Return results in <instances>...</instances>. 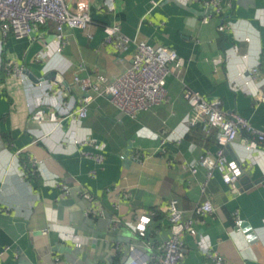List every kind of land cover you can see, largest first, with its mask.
<instances>
[{"label": "crops", "instance_id": "crops-1", "mask_svg": "<svg viewBox=\"0 0 264 264\" xmlns=\"http://www.w3.org/2000/svg\"><path fill=\"white\" fill-rule=\"evenodd\" d=\"M221 8L205 23L212 12L206 0H114L113 10L105 0H90L88 29L65 27L61 51L54 23L37 25L23 39L0 32V264H120L131 245L158 263L171 235L166 206L172 199L194 218L197 231L185 234L181 264H210L209 251L225 264H264V143L260 152H249L240 135L225 148L244 165L236 188L218 172L208 179L205 168H188L220 148L218 128L206 130L199 120L184 125L196 116L185 97L189 90L220 99L225 111L264 131L258 97L264 90V0H221ZM114 25L131 38L175 49L185 65H171L165 104L131 118L108 96H97L87 117L75 120L68 106L85 95L75 76H104L106 84L131 64L134 45L104 44V28ZM219 55L223 62L215 66ZM9 62L22 66L23 75L8 74ZM52 72L63 81L43 79ZM35 106L55 111L60 122H35ZM207 200L214 212L194 214ZM94 206L101 214L90 212ZM141 216L150 217L144 235L137 229ZM237 216L253 228L254 239L237 230ZM115 218L120 222L113 228ZM71 234L81 237V247Z\"/></svg>", "mask_w": 264, "mask_h": 264}, {"label": "built area", "instance_id": "built-area-1", "mask_svg": "<svg viewBox=\"0 0 264 264\" xmlns=\"http://www.w3.org/2000/svg\"><path fill=\"white\" fill-rule=\"evenodd\" d=\"M90 0H0V32L3 37L9 35L17 39L31 37L37 25H47L54 23L57 29V51H61L65 42V27L71 29L87 30L91 23L89 12ZM106 5L113 10L114 0H105ZM212 12L203 16L202 21L210 22L214 15L222 12L221 0H206ZM76 6V10L72 9ZM106 37L104 44H117L119 48L126 49L131 45L135 46L134 56L131 64L118 74L113 80L106 83L104 76H99L96 81L90 77L75 76L81 90L85 93L78 100H73L68 106L70 115L78 121L86 118L89 113L90 104L97 96H108L111 103L125 115L136 118L141 112L153 107L160 106L169 101L168 77L171 74V65L181 69L185 65V60L179 56L175 49L164 46L154 47L145 41H139L124 34L117 25L106 26L104 28ZM213 62L218 66L223 62L221 55L214 57ZM8 74L22 76L24 68L15 62H9L5 66ZM257 72L258 68H254ZM185 97L194 110L195 118H187L184 125L189 129L197 121H202L206 130L216 127L220 130L218 143L220 148L215 151H206L195 162L188 164L192 173H197L199 168H205L207 178H213L218 172L224 183L236 188L239 179L244 173L242 162L229 159L225 148L233 144L238 136L243 135L245 148L249 152L259 151L260 143H264V131L255 127L247 118L237 112H227L222 107L220 99H207L200 92L187 91ZM264 100V90L258 96ZM63 104L61 98L57 103ZM31 118L43 124L45 121L59 123L60 118L55 111L47 112L40 106L31 109ZM174 133V132H173ZM90 140H83L88 143ZM260 152V151H259ZM264 156V150L260 152ZM97 162L103 161L102 155L89 154ZM35 165V161H32ZM26 174L25 171H22ZM64 194L70 192L66 184H60ZM113 193H118L113 191ZM86 198L93 200L91 194L82 193ZM168 220L171 225V235L166 240L163 254L158 263H153L149 254L140 250L136 245H131L127 255L120 264H181L185 257L186 249L184 237L186 233L195 235L194 218L185 217L184 210L180 208L177 199H172L166 206ZM92 214L98 215L101 212L94 206ZM214 212L213 204L207 200L195 207L193 213L205 216ZM118 218L113 219L115 228L119 224ZM150 222V217L141 216L137 229L141 235L145 234L146 224ZM236 228L242 230V220L236 217ZM46 231V230H45ZM74 243L81 247L82 239L77 234L69 236ZM8 249V248H6ZM4 252L0 253V259ZM210 264H225V258L217 251L207 253Z\"/></svg>", "mask_w": 264, "mask_h": 264}, {"label": "water", "instance_id": "water-1", "mask_svg": "<svg viewBox=\"0 0 264 264\" xmlns=\"http://www.w3.org/2000/svg\"><path fill=\"white\" fill-rule=\"evenodd\" d=\"M29 75H30V78H32L34 81H38L37 80V78L36 77H34L32 74H30L29 73ZM56 75V73H54V72H52V73H50V74H47L43 79H45V80H49V79H51L53 76H55ZM59 82H62L63 81V78L60 76V75H56V77H55ZM240 183H241V181H239L238 182V185H240ZM242 227L244 228V231L248 234V236L251 238V239H254V230H253V228L249 225V224H247V225H242Z\"/></svg>", "mask_w": 264, "mask_h": 264}, {"label": "trees", "instance_id": "trees-1", "mask_svg": "<svg viewBox=\"0 0 264 264\" xmlns=\"http://www.w3.org/2000/svg\"><path fill=\"white\" fill-rule=\"evenodd\" d=\"M27 171H28L27 174H28L29 179H34V177H35L34 169L31 166L27 165Z\"/></svg>", "mask_w": 264, "mask_h": 264}]
</instances>
